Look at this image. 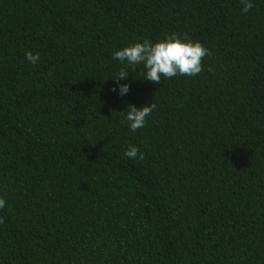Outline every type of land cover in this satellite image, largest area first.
I'll list each match as a JSON object with an SVG mask.
<instances>
[{
	"label": "trees",
	"instance_id": "obj_1",
	"mask_svg": "<svg viewBox=\"0 0 264 264\" xmlns=\"http://www.w3.org/2000/svg\"><path fill=\"white\" fill-rule=\"evenodd\" d=\"M251 3L0 0V264H264ZM172 33L209 50L199 74L155 83L141 63L114 79L115 51ZM151 103L133 132L122 113Z\"/></svg>",
	"mask_w": 264,
	"mask_h": 264
},
{
	"label": "clouds",
	"instance_id": "obj_2",
	"mask_svg": "<svg viewBox=\"0 0 264 264\" xmlns=\"http://www.w3.org/2000/svg\"><path fill=\"white\" fill-rule=\"evenodd\" d=\"M242 11L247 12L254 5L251 0H241ZM209 54V50L199 42L181 39L176 33L166 36L162 40L151 42L144 40L142 43L137 42L132 45L126 46L114 52V59H117L125 64L122 67L116 78L117 82L120 79L128 77V66H136L143 64L146 69L144 79L160 83L161 77L171 78L177 74L181 75H196L199 74L202 68V59ZM26 59L35 64L39 60L38 54L31 52L26 53ZM120 93L128 91V84H120ZM115 91V88L112 89ZM155 104L151 103L148 106L140 108L129 104L124 114L128 126L134 132L139 128L144 127L146 117L150 116ZM127 157L136 159L139 155L143 159V154L138 152L135 146H130L124 153ZM5 206V201L0 198V208ZM3 218H0V223H3Z\"/></svg>",
	"mask_w": 264,
	"mask_h": 264
}]
</instances>
